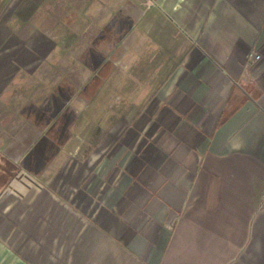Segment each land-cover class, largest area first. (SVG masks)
<instances>
[{
  "label": "crops",
  "instance_id": "crops-1",
  "mask_svg": "<svg viewBox=\"0 0 264 264\" xmlns=\"http://www.w3.org/2000/svg\"><path fill=\"white\" fill-rule=\"evenodd\" d=\"M122 1L101 28L169 41L153 118L46 137V98L22 110L37 117L0 147V264H264V0Z\"/></svg>",
  "mask_w": 264,
  "mask_h": 264
},
{
  "label": "rangeland",
  "instance_id": "rangeland-1",
  "mask_svg": "<svg viewBox=\"0 0 264 264\" xmlns=\"http://www.w3.org/2000/svg\"><path fill=\"white\" fill-rule=\"evenodd\" d=\"M120 7L122 0L4 2L0 10V137L4 144L0 147L5 154L13 151L11 138L29 130L22 121L37 117L36 112L27 115L22 110L40 106L44 98L40 121L46 123V137L67 120L84 123L90 133L98 130L94 126L100 125L102 131L110 122L123 132L127 118L133 122L153 118L162 86H158L160 68L170 56L165 46L169 41L155 31L140 34L138 27L137 36L130 40L126 35L131 27H127L133 18L101 28L108 14ZM115 49L128 50L130 59H119L112 54ZM85 57L101 62L93 69L82 62ZM115 106L116 113L107 111ZM52 110L56 113L50 118Z\"/></svg>",
  "mask_w": 264,
  "mask_h": 264
},
{
  "label": "built area",
  "instance_id": "built-area-1",
  "mask_svg": "<svg viewBox=\"0 0 264 264\" xmlns=\"http://www.w3.org/2000/svg\"><path fill=\"white\" fill-rule=\"evenodd\" d=\"M261 58V55L259 52H257L256 50H250L247 55H246V59L248 63H252L257 61L258 59Z\"/></svg>",
  "mask_w": 264,
  "mask_h": 264
},
{
  "label": "trees",
  "instance_id": "trees-1",
  "mask_svg": "<svg viewBox=\"0 0 264 264\" xmlns=\"http://www.w3.org/2000/svg\"><path fill=\"white\" fill-rule=\"evenodd\" d=\"M90 65H91V66H95V65H97V63L94 64V63L91 62Z\"/></svg>",
  "mask_w": 264,
  "mask_h": 264
},
{
  "label": "clouds",
  "instance_id": "clouds-1",
  "mask_svg": "<svg viewBox=\"0 0 264 264\" xmlns=\"http://www.w3.org/2000/svg\"><path fill=\"white\" fill-rule=\"evenodd\" d=\"M236 147H238V145Z\"/></svg>",
  "mask_w": 264,
  "mask_h": 264
}]
</instances>
